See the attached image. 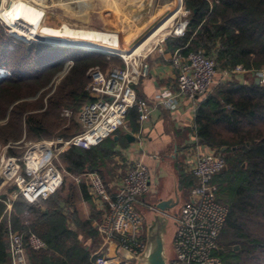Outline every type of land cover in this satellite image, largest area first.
Masks as SVG:
<instances>
[{"label": "trees", "instance_id": "trees-1", "mask_svg": "<svg viewBox=\"0 0 264 264\" xmlns=\"http://www.w3.org/2000/svg\"><path fill=\"white\" fill-rule=\"evenodd\" d=\"M183 3L188 11L186 31L181 37L167 40L168 48L178 50L182 56L203 52L214 59L216 69L221 71L241 65L246 77H251L242 83L231 75L232 79L215 83L199 100L192 125L197 140L220 153L226 163L213 179L217 184L216 197L228 209L217 239L218 255L223 264H264V85H256L252 80L253 73L264 68V0H183ZM4 45L0 41V65L9 68L4 58L12 53H7ZM51 49L48 45L34 44L27 54ZM91 54L74 59L45 105L42 99L35 102L22 99L47 85L57 66L56 59L47 60L33 72L25 73L20 67L10 69L9 76L0 78V119L11 106L7 121L0 125V142L18 143L22 137L32 142L54 136L68 139L76 134V128L70 133L71 128L64 127L65 119L60 114L65 108L77 110L89 99L85 91L88 68L107 65L103 53ZM140 101L137 96V102ZM138 115L136 106L129 110L127 127L132 131L138 128ZM102 142L89 149L70 147L60 154L57 166L72 180L86 171H95L100 156L106 157L114 144L112 140L108 145ZM222 147L226 149L221 152ZM25 151L17 156L21 158ZM7 153L16 154L12 147ZM179 182L185 190L195 185L189 172L180 171ZM91 198L88 184L74 180L63 182L45 200L29 203L21 196L8 200L10 209L2 197L0 264L10 262L8 230L23 236L34 233L45 242V248L39 250L25 246L26 264H94L93 248L79 238V232L91 239L97 236L91 222L101 217L93 209L84 217L79 208L81 200L89 202ZM68 221L75 224V229L69 227Z\"/></svg>", "mask_w": 264, "mask_h": 264}, {"label": "built area", "instance_id": "built-area-1", "mask_svg": "<svg viewBox=\"0 0 264 264\" xmlns=\"http://www.w3.org/2000/svg\"><path fill=\"white\" fill-rule=\"evenodd\" d=\"M180 1L182 5V0ZM187 14L188 11L183 10L182 15ZM187 22V19L175 21L173 32L170 33L176 37L183 36ZM12 34L17 36L13 32ZM166 37L156 42L143 56L125 57L123 54H114L113 56L122 59L121 66H112L106 70L97 66L89 69V80L85 85L89 99L76 111L79 125L76 134L65 140L57 137L29 143L21 158L7 154V149L12 147L10 143L0 148V178L4 183L11 182L15 186L13 199L21 196L29 203L47 199L63 183V171L56 164L61 153L70 147L89 149L117 130L125 128L129 110L134 106L139 113L138 122L147 118L150 107L143 100L137 102L135 86L147 74L148 53L164 42ZM171 64L176 69L174 84L155 93L151 97V103L154 107L175 111L179 99L183 98L194 115L199 100L210 92L216 83L215 61L203 52H190L182 56L176 50ZM223 72L228 77L245 73L246 70L237 65L232 70ZM4 73L5 70L0 74ZM252 76L259 79V85H264V68L254 72ZM58 80L56 79L55 83ZM62 113L68 116L71 111L63 109ZM225 165L224 157L212 149L194 156L189 165V173L195 179V185L190 188L188 199L180 206L178 212L168 215L176 225L168 264H223L217 253V239L228 209L218 201L217 184L213 179ZM73 180L75 183L85 181L91 196L100 203L102 215L94 223V227L105 248L110 244L114 245L115 253L112 255L94 252V264H132L121 250L138 256L145 248V240L142 237L144 215L138 209V201L150 191L147 166L141 162L131 164L121 177L119 185L111 191L97 172L86 171L73 177ZM148 208L158 212L154 206ZM25 246L39 250L46 245L34 233L23 236L8 230L10 264H26Z\"/></svg>", "mask_w": 264, "mask_h": 264}, {"label": "crops", "instance_id": "crops-1", "mask_svg": "<svg viewBox=\"0 0 264 264\" xmlns=\"http://www.w3.org/2000/svg\"><path fill=\"white\" fill-rule=\"evenodd\" d=\"M180 7L181 3L178 4L170 17L145 39L146 45L144 47L138 46L133 52L128 53V55H143L157 41L168 35ZM1 14L6 21L11 20L6 13ZM68 41L89 44L87 46L96 45V47L103 48H122L121 43L111 44L72 39H68ZM175 51L168 48L167 43L164 42L158 44L148 53L146 57L148 64L147 74L141 78L140 82L135 86V90L136 95L141 101H145L150 107L149 114L145 120L141 122L137 121V130L132 131L128 128L127 121L125 128L119 129L117 133H113L108 139H104L102 143L106 145H108L110 140L114 142L110 150L111 153L108 151L106 157L100 156L101 159L98 161L96 170L92 171L97 172L103 177L111 191L119 185L121 177L131 164L141 162L146 165L150 175V191L141 196L138 201V209L142 213L149 206H154L160 200H170L171 203L179 201L180 205H182L183 198L180 193L185 188L179 182L180 171L182 173L189 172V165L192 163L194 156L199 152L209 150L208 147L199 143L193 132L192 123L194 115L185 99H179L178 108L175 111L154 107L151 103V97L155 93L167 86H172L175 82L176 69L171 64V58ZM232 76L242 83L250 80L249 77H246L245 73L233 74ZM228 77L231 76L228 75ZM252 80L254 81V78ZM127 133L134 137L132 142H128L125 138V134ZM79 208L84 217L88 216L91 209L97 212L100 217L102 215L100 203L93 197L89 202L81 200ZM97 220H92V227H94V223ZM68 225L70 228L75 229L74 223L68 221ZM144 237L146 242V231L144 232ZM79 238L84 245L93 248L92 250L94 251L92 253L97 251L109 255L115 253L114 245L110 244L105 248L98 233L95 239H91L90 237H84L79 232ZM131 262L134 264L133 261Z\"/></svg>", "mask_w": 264, "mask_h": 264}, {"label": "water", "instance_id": "water-1", "mask_svg": "<svg viewBox=\"0 0 264 264\" xmlns=\"http://www.w3.org/2000/svg\"><path fill=\"white\" fill-rule=\"evenodd\" d=\"M12 0H9L8 6ZM35 3H41L37 5ZM180 0H37L34 5L43 9L42 20L38 23L45 27L62 28L63 25L71 29H85L91 31L108 32L110 38L114 35L119 38L121 49L103 48L92 45L94 50L104 54L131 53L154 30H156L177 8ZM97 10L102 15L100 28L91 26L90 10ZM77 17L79 23L73 22ZM39 41L57 46L82 48L79 42L63 40L55 37H40ZM91 44V43H90ZM84 48V47H83ZM254 83L259 85V79L254 78ZM128 142L134 137L125 134ZM202 143L201 140H198ZM222 147L220 151H224ZM154 207L158 212L151 211L146 218L145 248L138 256L121 250L124 257L134 264H168L170 257L169 248L175 236L176 225L168 215H174L173 203L170 200H160Z\"/></svg>", "mask_w": 264, "mask_h": 264}, {"label": "rangeland", "instance_id": "rangeland-1", "mask_svg": "<svg viewBox=\"0 0 264 264\" xmlns=\"http://www.w3.org/2000/svg\"><path fill=\"white\" fill-rule=\"evenodd\" d=\"M165 1L166 0H161L162 3H164ZM8 2H9V0H0V7H2L1 12L6 13L9 17H11V15H9V14H12L14 16H19L21 14V16L26 17L29 20H36L37 22L42 20L41 17L43 14V9H41L40 7L33 4V2H37V0H12L11 4L9 6H8ZM38 2H39V0H38ZM35 4L41 6V3H35ZM183 10L185 11L186 9L184 7V3L182 0V5L179 9L178 14L175 15V18L173 21L174 23H173V26L171 27L170 32L173 31V29H174L175 21H177L179 19H181V20L187 19L188 14L182 15ZM89 16L91 19V21H90L91 26L100 28V26L103 25L102 19H101L102 15H100V13L96 9L90 10ZM7 21H9V20H7ZM73 22L79 23V19L77 17H74ZM170 32L168 35H166L167 37L165 38L164 42H166L167 40L176 38V36H174ZM0 36H1L0 41L4 42V44H5L4 47H5L6 52L12 53V56H10V57L7 56L4 58L6 60V63L8 62V65L10 67L6 68V67H3L0 65V67H1L0 73L5 70V73L3 75L0 74L1 79L3 77L9 76V74L12 73L11 70L13 68L20 67V69L22 68V70L25 73H28L29 71L33 72L34 70L41 69V65L43 63H46L47 60L56 59L55 62H57L56 63L57 66H55V68L53 69V71H54L53 76L50 78L47 85L43 88H40L33 95H28V96L26 95V97L24 99H22V100H26L28 102H35L38 99H42V102L44 105L46 104L47 97L50 96L56 90V87L59 84V81L62 79V77H64L67 74V72L69 71L71 66L74 64V59L76 57L83 56V55H92L91 53H95V54L98 53V51L87 50L84 48H74V47L50 45V44L41 42L38 39L37 40L36 39L35 40H33V39L25 40L24 38L23 39L19 38V37L12 34L11 28L9 27L7 22H5V20L1 17H0ZM35 36H36V38L55 37V38H59V39H66V40L72 39V40H76V41H98V42L111 43V44L120 43L118 37H116L114 35L113 38H110V35L108 34V32L91 31V30H85V29L76 30V29H71V28L67 27L66 25H63L62 28H51V27H45V26L41 25L39 30L36 32ZM164 42H162V43H164ZM34 44H36V45H38V44L48 45L52 49L49 52H45V53H41L42 51L39 53L38 51L34 50L31 55H28L27 54V51H29L28 49L31 48V46ZM101 56L105 57V59L107 60V65L104 68H101L100 65H94V66H97V67L99 66V68L102 70H106L107 68H110L112 66L123 65L122 59L119 58L118 56H113V55L104 54V53L101 54ZM109 56L114 57V58H109ZM94 66H91V67H94ZM90 68H88V70L86 72L87 76H88V72H89ZM56 79H59L57 83H55ZM230 79H232V77H227L223 71L217 70L216 78H215L216 83L225 82V81L230 80ZM250 79H251V77H250ZM10 109H11V106L8 107V110L6 112L5 117L0 119V125L4 124L7 121V116H8V112ZM65 109L70 110L71 113L68 116H65L61 112V114H60L61 117L65 119L64 127H70L71 128L70 133H73L75 128L78 132L79 131V125H78V122L76 119V111L77 110H72L69 108H65ZM57 137L62 138L60 136H54V137L49 138V140L53 139V138H57ZM62 139L65 140L67 138H62ZM43 140H47V139H43ZM33 142H35V141H33ZM29 143H32V141L24 140L23 137L16 145H14L15 143H10L12 145L13 150L16 153L14 155L17 156L19 153H21L23 150H25ZM3 145H6V144H2L0 142V148ZM0 153H1V149H0ZM8 155H10V154H8ZM63 175H64L63 182H65L66 184L70 183L71 181L73 182V180L64 171H63ZM187 190H183V191H181L182 193H180V195H182V198H183V201L181 202L182 204L185 202V200L187 199V196L189 194V189H187ZM13 193H14L13 184L11 182L4 183L0 178V199H2V197H4L6 202L8 200H13ZM8 205H10V207H11V203L9 201L7 204V208H8ZM10 207L8 209H10ZM151 211H153V210L147 208V209H145V212L143 213V215H144V224H143V230H142L143 231L142 232L143 238H145L144 232L146 231V218L151 213ZM172 211L174 213L176 212V210H172ZM169 251H170V255H171V246L169 248Z\"/></svg>", "mask_w": 264, "mask_h": 264}, {"label": "bare ground", "instance_id": "bare-ground-1", "mask_svg": "<svg viewBox=\"0 0 264 264\" xmlns=\"http://www.w3.org/2000/svg\"><path fill=\"white\" fill-rule=\"evenodd\" d=\"M1 9H2V7H0V17L3 18L5 20V22H7L6 19L1 14V13H4V12H1ZM182 14H183V11H182ZM10 18H11V20L8 21L7 24L9 25V27L11 28V31L14 34H16L17 36L23 37L25 40H30V39H33V40L36 39L37 40L38 39V38H36L35 34L39 30L41 24H39L36 20H29L28 18L21 16V14L19 16H14L11 14ZM174 26H175V24H174ZM145 45H146V41L144 40L139 46L144 47ZM83 47L85 49L92 48V46H87V45H83ZM121 54H123L125 57L130 56V55L125 54V53H121ZM140 56H142V55H140Z\"/></svg>", "mask_w": 264, "mask_h": 264}, {"label": "flooded vegetation", "instance_id": "flooded-vegetation-1", "mask_svg": "<svg viewBox=\"0 0 264 264\" xmlns=\"http://www.w3.org/2000/svg\"><path fill=\"white\" fill-rule=\"evenodd\" d=\"M180 202L179 201H177V203H173V207H172V210H176V212L175 213H177L178 212V210H179V208H180Z\"/></svg>", "mask_w": 264, "mask_h": 264}]
</instances>
